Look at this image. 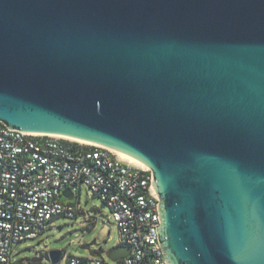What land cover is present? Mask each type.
<instances>
[{
  "label": "water",
  "instance_id": "95a60500",
  "mask_svg": "<svg viewBox=\"0 0 264 264\" xmlns=\"http://www.w3.org/2000/svg\"><path fill=\"white\" fill-rule=\"evenodd\" d=\"M0 122L150 170L168 264H264V0H0Z\"/></svg>",
  "mask_w": 264,
  "mask_h": 264
},
{
  "label": "built area",
  "instance_id": "2783aa9c",
  "mask_svg": "<svg viewBox=\"0 0 264 264\" xmlns=\"http://www.w3.org/2000/svg\"><path fill=\"white\" fill-rule=\"evenodd\" d=\"M152 177L106 147L12 131L0 122V264H14L16 246L38 239L55 219H88L80 204L83 188L110 208L119 245L131 248L119 264H168L158 238L160 200L151 193ZM67 189L72 199L64 197ZM63 258L67 264H108L98 253Z\"/></svg>",
  "mask_w": 264,
  "mask_h": 264
},
{
  "label": "rangeland",
  "instance_id": "374dc122",
  "mask_svg": "<svg viewBox=\"0 0 264 264\" xmlns=\"http://www.w3.org/2000/svg\"><path fill=\"white\" fill-rule=\"evenodd\" d=\"M80 204L89 216L88 219L80 214L76 219H55L51 223V230L38 239L26 240L16 246L12 262L34 261L44 256L42 263L51 264L47 255L52 251H60L63 255L83 259L92 258L98 253L108 264H119L107 255L109 250L120 243L119 231L112 224L110 208L86 188L81 191ZM59 264H67L66 258H62Z\"/></svg>",
  "mask_w": 264,
  "mask_h": 264
},
{
  "label": "bare ground",
  "instance_id": "6f19581e",
  "mask_svg": "<svg viewBox=\"0 0 264 264\" xmlns=\"http://www.w3.org/2000/svg\"><path fill=\"white\" fill-rule=\"evenodd\" d=\"M53 137H57V138H61V139H65V140H69L70 142H77V143H79V144H83V145H85V146H96V145H93V144H89V143H85V142H81V141H77V140H73V139H69V138H65V137H60V136H53ZM125 161V160H124ZM127 162V161H126ZM127 163H129V162H127ZM130 165H132V166H135V165H133V164H131V163H129ZM135 167H137V166H135ZM138 168H140V167H138ZM38 262V261H37Z\"/></svg>",
  "mask_w": 264,
  "mask_h": 264
},
{
  "label": "trees",
  "instance_id": "16d2710c",
  "mask_svg": "<svg viewBox=\"0 0 264 264\" xmlns=\"http://www.w3.org/2000/svg\"><path fill=\"white\" fill-rule=\"evenodd\" d=\"M48 256V255H47ZM44 257V256H43ZM26 261H28L29 262V264H33V263H35L36 261L34 260V261H31V260H26ZM14 264H25V261H19V262H16V263H14Z\"/></svg>",
  "mask_w": 264,
  "mask_h": 264
},
{
  "label": "crops",
  "instance_id": "0c3cea01",
  "mask_svg": "<svg viewBox=\"0 0 264 264\" xmlns=\"http://www.w3.org/2000/svg\"><path fill=\"white\" fill-rule=\"evenodd\" d=\"M118 246H121V245H118Z\"/></svg>",
  "mask_w": 264,
  "mask_h": 264
}]
</instances>
